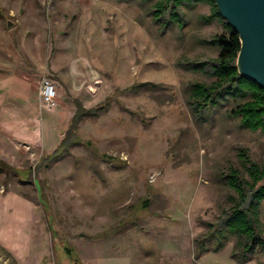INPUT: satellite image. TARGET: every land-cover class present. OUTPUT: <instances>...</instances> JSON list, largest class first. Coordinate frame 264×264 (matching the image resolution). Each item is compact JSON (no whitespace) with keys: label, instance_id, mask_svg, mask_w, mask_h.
Listing matches in <instances>:
<instances>
[{"label":"rangeland","instance_id":"1","mask_svg":"<svg viewBox=\"0 0 264 264\" xmlns=\"http://www.w3.org/2000/svg\"><path fill=\"white\" fill-rule=\"evenodd\" d=\"M154 2L0 0V161L15 168L0 170V264L264 263L239 262L234 238L196 254L237 197L224 179L245 174L241 150L264 167V133L232 118L231 102L195 118L191 86L215 80L218 48L205 42L225 28L203 21L206 3L163 27ZM45 79L53 107L39 95ZM23 84L35 110L13 92ZM74 100L99 114L52 156Z\"/></svg>","mask_w":264,"mask_h":264},{"label":"trees","instance_id":"2","mask_svg":"<svg viewBox=\"0 0 264 264\" xmlns=\"http://www.w3.org/2000/svg\"><path fill=\"white\" fill-rule=\"evenodd\" d=\"M152 15L163 27L169 24L183 26L181 10L193 8L200 3L210 6L211 14L202 17L210 23L221 22L225 28L223 35L205 43L218 48V56L211 66L215 80L211 84L194 83L189 92V104L197 120L203 121L222 103H234L229 111L232 118H239L243 128L252 132L264 133V88L258 83L240 75L237 59L241 50L239 34L233 30L218 11L215 0H154ZM95 109H86L81 102H76V111L71 123L60 142L57 151L70 149L78 143L77 132L80 122L91 115L98 116ZM245 174L238 169H230L225 177V184L237 197H230L228 210L223 211L219 221L206 223L207 231L195 240V251L202 255L210 251H220L235 239L233 256L239 262L264 255V226L261 220V205L264 202V167L253 162L246 150L239 154ZM48 155L41 159L47 160ZM15 168L0 161V170L12 172ZM261 264H264L260 262Z\"/></svg>","mask_w":264,"mask_h":264},{"label":"water","instance_id":"3","mask_svg":"<svg viewBox=\"0 0 264 264\" xmlns=\"http://www.w3.org/2000/svg\"><path fill=\"white\" fill-rule=\"evenodd\" d=\"M215 3L221 16L239 34L240 75L264 88V0H215Z\"/></svg>","mask_w":264,"mask_h":264},{"label":"built area","instance_id":"4","mask_svg":"<svg viewBox=\"0 0 264 264\" xmlns=\"http://www.w3.org/2000/svg\"><path fill=\"white\" fill-rule=\"evenodd\" d=\"M39 95L44 105L47 107L55 106L57 92L51 81L46 79L42 81L39 89Z\"/></svg>","mask_w":264,"mask_h":264},{"label":"crops","instance_id":"5","mask_svg":"<svg viewBox=\"0 0 264 264\" xmlns=\"http://www.w3.org/2000/svg\"><path fill=\"white\" fill-rule=\"evenodd\" d=\"M20 87V86H19ZM13 92L14 93H21L23 96H25V98L28 100V102H27V108H32V109H36L37 108V106H36V102H37V97H36V94H32L31 93V91H29V89H28V87L26 86V85H22L20 88H18V89H13ZM30 94H32V96H30ZM81 102L80 100H74V106H75V111H76V102ZM83 105V104H82ZM74 114H75V112H74ZM74 114L72 115V117L70 118V120H69V125H70V123H71V120H72V118H73V116H74ZM69 127V126H68ZM68 129V128H67ZM56 150V149H55ZM54 150V151H55Z\"/></svg>","mask_w":264,"mask_h":264}]
</instances>
